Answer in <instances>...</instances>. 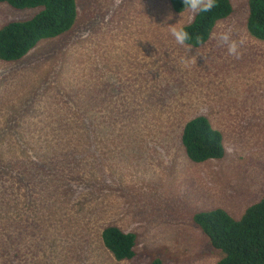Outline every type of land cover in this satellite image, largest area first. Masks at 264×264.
Listing matches in <instances>:
<instances>
[{
  "label": "rangeland",
  "instance_id": "obj_1",
  "mask_svg": "<svg viewBox=\"0 0 264 264\" xmlns=\"http://www.w3.org/2000/svg\"><path fill=\"white\" fill-rule=\"evenodd\" d=\"M232 2L213 32L244 41L238 59L211 37L178 45L171 26L194 14L169 0H77L71 33L0 59V264L218 261L194 212L239 218L264 195V41L248 32V0ZM34 12L0 3V27ZM200 114L224 136L221 159L185 152ZM109 225L137 233L131 260L104 245Z\"/></svg>",
  "mask_w": 264,
  "mask_h": 264
},
{
  "label": "trees",
  "instance_id": "obj_2",
  "mask_svg": "<svg viewBox=\"0 0 264 264\" xmlns=\"http://www.w3.org/2000/svg\"><path fill=\"white\" fill-rule=\"evenodd\" d=\"M169 2L176 13L189 10L183 0ZM0 3L15 9L35 10L28 18L11 20L0 27V59L8 62L21 60L41 41L65 37L79 20L77 0H0ZM248 3V32L253 38L264 41V0H248ZM233 12L232 0H217L212 11L194 14L191 21L181 26L191 34L186 44L197 48L207 43L216 24ZM197 37L202 38V45L197 43ZM181 142L194 162L221 159L226 155L224 136L206 115H196L184 124ZM9 161L0 151V163ZM23 188H26L24 198L29 199V188L25 185ZM2 199L18 198L3 195ZM193 221L212 246L222 252L215 264H264V195L247 206L239 218L222 207H215L194 212ZM102 239L116 260L135 257L136 232L109 225L104 228ZM149 264H163V261L157 257Z\"/></svg>",
  "mask_w": 264,
  "mask_h": 264
},
{
  "label": "clouds",
  "instance_id": "obj_3",
  "mask_svg": "<svg viewBox=\"0 0 264 264\" xmlns=\"http://www.w3.org/2000/svg\"><path fill=\"white\" fill-rule=\"evenodd\" d=\"M120 3L121 0H115L114 7H118ZM183 3L185 7H187L193 14H198L201 12L207 13L212 11V9L217 6V0H183ZM171 18L172 17L169 16V19ZM180 21L181 19L179 20V22ZM178 23L171 26L170 33L178 45L184 46L186 42L191 39V34L184 27H177L176 25ZM211 38L217 41L218 46H222V47L226 46L229 55L234 56L237 59L240 57L241 55L240 47L242 46L244 41L242 39L241 40L234 39L233 31L231 28H227L218 32L214 31L211 34ZM196 39L198 44L201 45L203 44L202 38L197 37ZM192 48L193 47L188 46L186 48V51L189 53V51ZM200 55L201 54L197 49V55L192 56L191 59L189 60L191 62H196L197 56Z\"/></svg>",
  "mask_w": 264,
  "mask_h": 264
}]
</instances>
